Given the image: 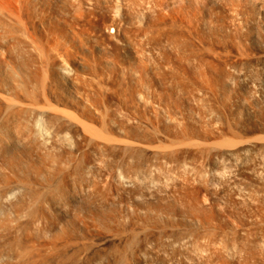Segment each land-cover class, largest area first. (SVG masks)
I'll return each mask as SVG.
<instances>
[{"label":"bare ground","instance_id":"6f19581e","mask_svg":"<svg viewBox=\"0 0 264 264\" xmlns=\"http://www.w3.org/2000/svg\"><path fill=\"white\" fill-rule=\"evenodd\" d=\"M170 1L171 0H168L166 3L165 0H163V1H161V0L160 1L159 0H0V264H126V263L128 264L129 259L125 258V256L127 254H124V253H123L124 256L121 253V255L117 256L116 258H112L113 260L111 258L109 259V257L106 258V256L104 258L105 254L103 256L101 255V257H98L100 259H90L88 256L89 255L88 249H86V251L87 250L88 251L85 253H86V255L88 254L87 256L89 259L87 257L83 258L82 256H79L80 254L78 256H77V254L72 255V256H68L67 255L68 254V247L71 246L70 243H72V242H68L66 239L70 238L73 235H76L75 233H77V235H78V232L81 230L79 228L80 226L77 225L73 220H70V219L67 220V222H65V223H68L70 228H66V227H64V228H66L67 231L68 230L70 231V235H71V232L73 233L71 236L69 234H67L70 237H68L66 235V233L64 234V232L62 230L64 228H61V226H59L61 228L59 230L63 233L62 236H64V235L67 236L66 239H63V237H62V240L65 241V242L61 243V245L63 246V248H62V246L59 244L62 240L59 242L58 239H60V238L57 239V235H56V233H59L60 231L56 232L53 229L55 222L54 221L48 222L49 219H47L46 214L52 213L53 216H56L57 219H59L61 214H63V215L65 214L64 212L69 214L70 211L67 212L65 209H66V207H69V209H70V206H71V209H72V207L76 208V209H80V210L84 211L85 213L86 212L91 213L93 216V211L96 208V206L93 207L96 204L95 202H94V204L92 203L94 200L93 201L91 200V203H89V200H88V202H85L86 200L84 202H81L79 200L81 203H79L78 201H75L77 199H74V196L76 197V195L79 194L78 193L79 191H76V189L73 188L74 180L76 179L77 181L80 180V183L84 182L83 184H85V186L87 188L83 186V189L85 188V190H87V189H89L88 186H90V187L92 186L93 187L92 188L93 193H94V190H95V192L98 193V190H97L98 184H97L96 180H95V182H96L97 186L94 185L95 182H94V179L93 180L91 179V176L89 174L90 172L89 173L86 172L88 168L90 170V166L96 165L95 164L96 162L92 163V160L94 161V159H91V156L94 158L96 157L97 162L98 161L102 162L101 165H103V166H104L103 163H105V165L107 163L109 167L112 166L110 168H113V170L116 169L117 172H119L118 169L121 170L120 178L133 180L135 178H138V176H140L139 174H143L146 179H148L149 177L151 178L152 172H153L152 170H154L152 168L155 167V166H153V160L160 159L161 155L164 152L165 153L167 152L166 155H165V153L163 154L166 157H167V154L170 153L168 155V158L170 159V161H173V160L182 161L181 159L188 157L186 155H189L188 158L190 159V158H192L193 155L195 157V154L196 155H199V154L202 155V152L204 154V150H206L205 154H207L206 153L207 149H204V147L205 146L207 147V144L209 147V143H207V144H204L206 142L203 143V140H204L203 133L202 134L201 133H198V134H192L191 133L192 135H188V133H187L188 131L186 129L184 132H181V133H178L177 132L178 130H177L176 132L178 134L172 135V134H170V130H169L170 128L169 127L167 128V127L163 126V127H161V130H160V126H159V122H158L159 121L158 120V117H159L158 112H159V109L161 107V101H162L161 97L166 96V98H167V95H169L168 98L170 99V102H172V98H170V97H172V96L174 97V95H175V93L173 95L172 92L168 91L170 89L167 90V88H166L167 86H169L170 82L172 81V79H171L172 75H173V77L177 78L176 80L174 78L175 82L177 81V84H178V81H180L179 80L180 77L178 78L177 74L174 76L173 73H175V72L172 73L171 68L172 69L175 68L178 70L181 67V66L179 67V64L181 62L180 63L176 62L178 64V66H177V64L174 62V60H176L175 58H177V57L174 56L172 53H177V51L179 50L180 53L178 52V55H180V57L178 60L180 61V59L182 58V60L187 61L190 58L189 50L191 48V47H189L191 45L190 44L191 39L187 40V42H189L188 43L189 46L187 45V43L184 42V41H186L185 40L186 37L184 38V40L182 39L183 40L182 42L180 41L181 38H183L180 35H182V34L187 35V33H185V32H187L188 30L190 31V29H188V28L190 25L192 26V23H190L189 26L187 23L184 24L185 20H183L185 18L187 21L189 15H190L189 13L191 12V10H188L189 15H187L188 16L187 18L185 16H182L181 11H179L181 13V17H183V19L181 18L182 20H181V24H180V13L179 12H176V13H179V15L174 13L176 15V16L174 15V20L171 18V16H173L171 14L174 12V10H173L174 7L172 8L170 6V4H168V3H170ZM176 1L174 0V3ZM183 1L184 0H182V2ZM188 1H191V0H188ZM172 2H173V0L171 1V4H173ZM179 3H181V1H179ZM184 3H185V1L183 2V4ZM191 3H193V2H191ZM191 3H190V5H191ZM195 3H197V2H195ZM201 4H203V2H201ZM166 5H168L166 8L169 7V9L165 8ZM173 5H175V4H173ZM187 5H189V2L187 3ZM181 6L183 7V5H181ZM181 6H180V8L182 10ZM196 6H199V5L196 4ZM170 7H171V9H170ZM175 7L179 8L178 3H177V6H175ZM183 9H185V6L183 7ZM188 9H190V8H188ZM198 10L195 8L196 12ZM200 10H201V8H200ZM202 10H203V7H202ZM192 14H194V13H192ZM199 14L201 16V13H199ZM177 15L179 16L178 17L179 19L177 18ZM176 18L178 20L177 22H175ZM189 19H190V17H189ZM201 21H203V20L201 19ZM178 22H179V24H178ZM189 22H190V20H189ZM182 24L186 25V27L188 26L186 28V31L184 28L185 26ZM197 24H198V22H197ZM168 25L169 26L175 25L176 27L175 26L173 27L174 31H177V29L175 30V28L181 27L182 30H180V31H182V32L184 31V32L182 33V32H179V30H178L177 34H176V32H173V28L171 29V27H170L171 30L168 29L169 28ZM177 25H180V26L178 27ZM195 25H196V23H195ZM196 26L199 27V25H196ZM196 26H195V31L197 28ZM163 27H165L168 30L166 32V34L162 33V32L166 31L165 28H163ZM193 27H194V25H193ZM193 27H191V31H190L191 33L190 34L188 31L189 35H187V36H188V38H189V36L190 37L192 36L191 38L196 40L198 37L195 39L194 35L200 36V34H199V32H198V34H194V28ZM159 28H161V30ZM181 28H179V29H181ZM192 28H193V31H192ZM162 29H164V30L162 31ZM170 31L173 32V35L174 34L177 35V38L180 36L179 37L180 42L178 41L179 38L175 39L176 38L175 35L173 36L175 38L172 39V36H171L172 33L168 34V32H170ZM197 31H196V33H197ZM200 31H201V29H200ZM155 32H158V35L160 34L159 37L162 36L161 33L163 35H166V36L168 34V38H169V36H171L170 38L172 40H170V38H169V39H167V41L168 40L173 41L174 39L176 40V41H173L174 43L169 42V41L167 42V43H169L170 47H171V45L173 47V44H174V48H172V49H175L176 52L174 50L169 51L168 49L170 47L169 48L166 47V50H168L169 53L172 52L171 55H173V59H172V56L167 53L168 51H166L164 48H163V50L167 54H165V57L164 56L162 57L163 60L160 59L161 58L160 56H159L160 58L158 59V56H157V55H160V53L157 54L160 51V49L158 50L156 48L157 50L154 51V48H153V50H152V48H150L154 52L157 51V53H155L156 59L153 58L152 55L154 53H150L151 50L149 51V49H147L146 46H148V45L156 46L158 43L159 46H157V47L160 48L161 46L163 47V44L166 42L165 39H162L164 36L160 37L162 40H164V43H163V41L161 39H159V37L155 36L157 34ZM188 38H186V39H188ZM201 40H199L198 42H200ZM160 41H162V43H163L161 46H160V43H161ZM177 41H178V43H175ZM194 42H197V40ZM194 42H191V43H194ZM171 43H173V44H171ZM184 44H186L188 46L187 48H189V50L186 48V46ZM197 44L198 43H196V45ZM200 44H199V48L197 49V52H198V50L203 51V50H200V47H201V49H203L204 46L200 45ZM166 45H168V44H166ZM194 46H195V44H194ZM162 47H161V49H162ZM175 47H178V50ZM163 50H161V51L163 52ZM207 51H208V49H207ZM162 54L163 53H161V55ZM175 55H177V54H175ZM201 55L202 54H200V56ZM178 60H176V61H178ZM200 60H197V61H200ZM200 64H201V67H203L202 62ZM197 65H199V64L197 63ZM198 67H200V66H198ZM180 70L181 69H179V72H180ZM212 70H213V68H212ZM169 72L172 74L170 75ZM188 72H189V74H191L190 70ZM158 74L159 75L161 74L162 76H164V78L162 79L161 78L162 76H158ZM189 74H187V75L185 74V76L189 77ZM192 76L193 75L191 74L189 78L191 79ZM187 77H186V79H183L185 81L181 80V82L183 81L182 83H184L187 80V83H188L190 80H188ZM165 78L171 79V81L166 79V82L168 81L167 83H169L168 85H167V83H166V85L164 84ZM161 79H162V81L163 80L164 81L162 82ZM174 80H173L171 85H174L173 84V83H175ZM187 83L183 84V86H185L186 88H187L186 85H188ZM199 84L200 83H198V86H199ZM180 85L182 86V84H180ZM202 85H203V83L200 86H202ZM183 86L181 89L178 86L179 87L178 89H180V90L184 89ZM174 87H175V85H174ZM168 88H171V90L173 91L172 86H169ZM187 89H185V91L188 93ZM178 91H177V95L180 93L183 94V90L180 93ZM185 91H184V93H185ZM168 92L170 94L172 93V96H170V94H168ZM187 93H186V95H189V93L188 94ZM158 94H160V95H158ZM186 95H185V97H187ZM180 96H181V94H180ZM189 96L187 97L188 103L190 100ZM182 97H183V95H182ZM202 99H203V97H202ZM200 102H203V101H200ZM172 103H174V102H172ZM183 103L184 102L182 101L180 104L184 105ZM185 104H186V102H185ZM167 108L169 109V105L167 106ZM170 108H173V107L171 106ZM178 108H179V106H178ZM172 110H168V112H166L168 114L166 116L168 117V120L170 121V122L167 121V122H169L168 125H170V123L173 124L175 122V120H178V118H176L177 115H175L177 113H175ZM183 111H184V108H183ZM162 112H164V109ZM180 112H181V110H180ZM166 113L164 112V114H166ZM159 114H160V112H159ZM162 114H160V115H162ZM178 114H180V113H178ZM189 116H188V118L191 117V116L190 117ZM200 117H201V115L197 118H200ZM181 118H183L182 115H181ZM181 118H180L179 124L182 121ZM200 119H202V117ZM200 119H199V122H200ZM202 120H201V122H202ZM184 122L182 121L181 124H183ZM165 124H166V122H165ZM176 124H177V122H176ZM179 124H177L178 127H179ZM188 125H190V124H188ZM201 125H200V127H201ZM209 125H210V123H209ZM165 126H167V125H165ZM181 126L182 125H180V127ZM184 126H182V127L185 128ZM175 129H176V127H175ZM198 132H199V130H198ZM207 138L209 139V137H207ZM218 138H219V136H218ZM233 138H235V137H233ZM168 140H170L172 142L171 145H174L175 147H177L176 149L175 148L174 149L175 150L178 149L177 150L178 152L174 151V149L170 146V144H168L167 146H164V147L162 146L163 142L164 141L166 142ZM214 140H217V139H214ZM205 141H208V140L205 138ZM209 141H210V139H209ZM223 141L225 142V140H223ZM215 142H214V144H216ZM238 142L239 141H237L236 144ZM233 143H235V142L233 141ZM166 144H167V142H166ZM203 144H204V147H203ZM229 144H228V146H229ZM232 144H231V147H232ZM242 144H244V143H242ZM221 145H222V143H221ZM42 146L43 147L49 146L50 148H44V149H47L48 151L51 149H53V150L56 149L59 151L65 149V152H63L64 151L63 150L62 151L63 153L62 152L58 153V155L54 156V158H53V156H52V158L49 157L50 159H53V162L50 163V165L53 163L52 164L53 166H51V168L53 167V169H51L48 166L49 164H47V163L46 164L51 169L50 170L51 172H48L51 175L55 172L56 176L57 175L59 176L62 174V173L60 174L61 169H63V171L65 170L64 168H67L68 171L71 169V171H69L71 173L68 175V178L70 180L60 182V179H62V178L68 179L67 178L68 172L66 170L64 172L61 171L63 173L66 172V174H63V175H65L64 177H63V175H62V178H61V176L60 177L57 176L58 177L57 179L59 182L56 181L57 179L55 180V178H51V177L50 178L52 180L54 179L56 181L55 183H54V180L52 182L46 181L45 177H47V176H44L45 175L44 173L42 175L41 172L43 170L49 171V168H47V166H44L45 161H46L45 158H47V157L43 156L44 160H45L43 163V161L41 160L42 157L38 153L40 151L38 150V152H37V149L43 148ZM159 146L160 147L162 146L161 148H163L164 150L163 149H162V151H161V149L158 150ZM210 146H211V144H210ZM167 147H171L172 149L171 148L168 149ZM213 147L214 146H212V148ZM231 147L229 146V148H231ZM201 148L204 150H201ZM234 148H237V146H235ZM66 149H68L67 154H66ZM199 149L201 150V153H198V152H200ZM47 150H43V151L47 152ZM191 150H198V152L197 151L192 152ZM229 150H227V151H229ZM171 151H172V153H171ZM212 151H210V152L208 151V154L211 153ZM215 151H217V150L215 149ZM215 151L212 152L215 156L207 154L209 156V159H211L212 157L213 158L217 157L216 155H218V154L214 153ZM27 152H28V154H27ZM34 152H37V154L39 156H37V154H35ZM159 152L160 153L163 152V153L161 155H159ZM191 152H192V154L193 153H195V154L190 156ZM220 152H219V154H220ZM41 153H42V151H41ZM51 153L52 152H50V154ZM77 153H79V157H77V158L80 159V163L76 162L75 157H73V158H75L74 159L75 161L73 160V158L71 159V157H70V156H74V154H77ZM80 153L82 154L81 156H80ZM229 153H230V151H229ZM229 153H227V154H229ZM68 154H70V156H68ZM29 155H31V157L34 155L37 158V159H34L35 162L41 163V166L43 168L46 167L47 169L44 168L41 171L40 166L37 165L33 161L35 164H34V167H32L33 169L31 170L30 167L33 165L31 164V166H29V163H28V160L30 157ZM163 155L161 158H166ZM86 156H88L89 160L91 159V161H89ZM219 156H222V155H219ZM223 156H225V155H223ZM229 156H231V154ZM82 157L84 158V161L81 163ZM156 157H159V158H156ZM196 157H198V156H196ZM96 158H95V161H96ZM188 158H185V160H183V162H185ZM198 158H197L198 160L203 159V158L200 159V157H198ZM31 159L32 158H30V160ZM78 159H77V161H79ZM205 161L209 162V161H207V159ZM200 163H201V161H200ZM203 163H204V161H203ZM201 165L203 166V164H201ZM60 166L61 167L65 166V167L60 168ZM97 167L99 169V166H96L95 169H97ZM105 167L109 168V167H107V165ZM110 168H109V170H110ZM192 168H193V166H192ZM103 169H104V167H102V169H99L97 171L95 170V171H96V173H98V171H100V170H102V172H103ZM201 169H203V167L200 168L198 166L197 170L200 171ZM199 171L195 170V172H199ZM93 172H94V170H93ZM91 173H92V171H91ZM100 174H101V172H100ZM199 174H201V173H199ZM95 175L96 174H94V175L92 174V176H95ZM56 176L52 175V177H56ZM103 176H105V175L101 174L99 177L101 178ZM112 176H113V174H112ZM140 177H143V176H140ZM104 178L105 177H103V179ZM152 178H153V176H152ZM47 179H48V177H47ZM51 179H49V180H51ZM103 179L101 178V181H103ZM141 179L145 181V179H143V178H141ZM76 180H75V182H76ZM92 181L94 183H92ZM136 181H138V179ZM136 181H135V183H136ZM57 182H58V184H56ZM104 182H101V183L103 184ZM53 183L55 186H53ZM77 183H79V182H76V185H78V186L83 185V184H80V183L77 184ZM142 183H143V181H142ZM144 184L146 185V183H144ZM148 185H149V181L147 182V186ZM150 185H151V183H150ZM101 187H103V186H101ZM72 188H73V190H72ZM81 189L82 188H80L78 190H81ZM71 190L75 191L77 194L76 195L73 194L74 196L71 195L72 194ZM181 190H185V189H181ZM90 191H91V189H90ZM92 191H91V194H92ZM82 193L83 192L81 190V194ZM84 193H86V192H84ZM117 195H118V193H117ZM118 196H121V195H118ZM83 197H84V195H83ZM83 197H82V200H83ZM91 198L93 199V197H91ZM163 198H165V197H163ZM59 199H62L65 203L64 202H62L64 204L59 203V202H61V200H59ZM99 200H100V198H99ZM103 200H109V199L103 198L101 201L103 202ZM127 202H129V201H127ZM105 203H106V201H105ZM204 203H205V201H204ZM103 204H104V202H103ZM202 206H203V204H202ZM132 207L130 209H132ZM154 208H155V206H154ZM76 209H74V210L76 211ZM148 209H146V210L149 212L150 210H148ZM184 209H185V207H184ZM151 210H152V208H151ZM195 210H197V209H195ZM156 211L157 210L153 211V214H151V212L147 213V215L148 214L154 215V213L156 215L157 214ZM161 211H163V210H161ZM200 211H201V214H203L202 213L203 209L202 210L199 209V213H200ZM133 213H135V212H133ZM158 213H160V212H158ZM52 214H51V217H53ZM67 214H65V215L67 216ZM165 214L166 213H163V217L167 216ZM185 214H187V213H185ZM191 214L188 213V215H191ZM160 215H161V213H160ZM66 216H64L63 218H65ZM105 216H107V215H105ZM154 216H152L153 220H154ZM192 216H193V214L191 215V217ZM195 216H193V217H195ZM170 217H172V216H170ZM186 217H187V215H186ZM198 217H199V214H198L197 218ZM250 217H252V215ZM54 218L55 217H53V219ZM63 218H61L60 220H62ZM67 218H65V219H67ZM88 218L91 219L90 217H88ZM88 218H86V219H88ZM187 218H189V217H187ZM74 219L77 220L76 218H74ZM116 219H118V218H116ZM119 219H120V217H119ZM144 219L146 220V217L143 218V220ZM157 219H160V216ZM189 219H191V218H189ZM260 219H261V217H260ZM32 220H34V221L36 220V222L38 221L39 224L41 225V227H38L37 233L34 232L37 229H35V230L33 228L31 229V230H34L33 234L36 233V235H34V236H38V238L33 237V234L31 232L29 233V231H31L29 229L31 228V226L33 227L32 224L35 223ZM171 220H172V222L174 221L173 218L172 219L170 218V221ZM191 220L193 222L195 219L194 220L191 219ZM196 220H199V219H196ZM154 221H153V224H154ZM167 221H166V224L169 222V221L168 222ZM200 221H201V218L199 220V223H200ZM202 221H201V223H202ZM47 222L50 224L54 223L53 225L51 224L53 226V228L48 227L47 225H49V224H47ZM119 222H116V223H119ZM141 222H143V221H141ZM172 222H169V223H172ZM174 222L176 223L178 221L176 220ZM189 222H190V220H189ZM192 222H190V223H192ZM30 223H31V226H30ZM110 223H111V221H110ZM110 223H109V226L111 225ZM116 223H115V219H114V225ZM150 223H151V221H150ZM150 223L148 220L147 227L152 228L149 231L154 232V230H156L155 234L157 236H158V234H157L158 230L157 229H159V231L162 232V234H161V232L159 233L158 238L160 239V236L162 237V235H164V233H165V231L163 233L162 229L160 230V228L165 227L164 222H163V225H160L163 227L159 226L160 227L159 228L157 226L156 229H155L156 225L154 224L155 226L153 227L152 223H151V225H150L151 227H150L149 226ZM169 223L165 229L169 228L168 229L169 231L167 230L166 232H169V234H172V233H170V228L173 226V224L175 226V223H173L171 225ZM184 223H182V224H184ZM260 223H262V222L260 221ZM36 224L37 223H35V225ZM39 224H38V226H39ZM83 224L81 226L82 228L85 225V224L84 225ZM86 224H87V226H89V228L90 227L92 228V226H93V225L90 226V224L88 225V223H86ZM122 224L123 223H121L122 228H119V230L120 229L123 230L125 227L124 225H126V224H124V225H122ZM139 224H140V222H139ZM159 224H162V221H161V223H158L157 225H159ZM182 224H181V226H182ZM196 224H197V222H196ZM57 225H58V223H57ZM68 225H67V227H69ZM102 225L100 227H102ZM263 225H264V223H263ZM29 226H30V228H29ZM95 226H96V224H95ZM104 226H103V229L104 228L105 229L103 231L104 232L103 234H105V231L107 228V226H105V227ZM174 226L171 228V230L174 229ZM176 226H177V223H176ZM254 226H255V224H254ZM100 227H98V228H100ZM136 227H137V225H136ZM177 227L180 228V225ZM185 227H183V228H185ZM132 228L130 227L129 229H132ZM146 228H142V229L146 230ZM153 228H154V230H153ZM84 229H85V227L82 229L83 232H84ZM95 229H92V231ZM135 229L136 228H134L133 231L132 230H130V231H132L133 233L136 234L135 231H137V230H135ZM139 229H141V227ZM186 229H187V227H186ZM99 230H98V232H99ZM175 230H177V228ZM175 230H174V232L172 231L175 234H178L180 232V234L178 236H176L175 239L177 237L178 238L181 237L184 233L187 234L189 231L193 233L192 228H191V230L189 228V230H187L188 232H186L185 229L182 231H180V229H179L178 233H176ZM195 230L196 229H194V231ZM67 231L65 230V232H67ZM200 231H201V229H200ZM39 232L41 234L42 233H48L51 236L53 235V237L56 236V238L54 237V239L58 240V241H55L56 243L48 242L47 237H46L47 243H51V244L54 243L53 245L57 244V246H59V245L60 246L57 248V246L56 247L53 245L50 246L51 244H49L48 249H50V248H53V249H52V251H51V249H50V251L47 249L49 251L48 252L45 249V247L47 248V246H46L47 244L45 242H44L45 244H43V241H45V240H43L42 242L40 240H39L40 242L32 240L33 238H35V240L36 239L38 240L39 238L42 239L43 237H45V236L39 237L41 235ZM107 232H108L107 236H109L110 231L107 230ZM113 232L114 231L111 230V233H113ZM115 232H117V230H115ZM119 232L122 233L123 231H119ZM129 232H127V233L125 232L124 235L122 233L123 236L120 235L121 233H117V235L119 234L118 236L119 237L121 236L120 239H122L124 236H126L125 234H129ZM143 232H144V230H143ZM143 232L141 235H143ZM146 232L148 233V230L144 232L145 233L144 235L150 236V233L147 234ZM198 232H199V230H198ZM62 233H60V236ZM95 233L97 234V232H95ZM29 234H32V236H31L32 238L30 237ZM90 234H91V232H90ZM96 234H94V235L96 236ZM130 234H131V232H130ZM155 234H153V236H156ZM185 234H184V237H181V238H185L186 237ZM215 234H217V233H215ZM81 235L85 236L86 232L82 233ZM166 235H168V233H166L164 236H166ZM172 235H169V236L172 237ZM118 236L116 237V235H113V237L118 238L117 240L120 242V239ZM173 236H175V235H173ZM187 236H189V235H187ZM198 236H197V239H198ZM58 237H59V234H58ZM113 237L111 236V238H113ZM163 237L161 239V242L163 240ZM171 237L170 238L167 237L168 238L167 240H166V237H164V240L167 242V244H168V242L170 243V241L172 243L173 240H170ZM134 238L132 241L133 243H135L134 240H136L137 236H134ZM158 238L154 237V239L156 241L155 242L153 240V237L151 238L152 240L150 239V237H148V239L150 241H152L153 243L155 242L154 243L155 245H151V246H156V244H157V246H159L160 240ZM181 238L178 239L179 243H180L179 240H181ZM70 239H68V240H70ZM156 239H158V242ZM188 239L186 238L185 240L189 241L187 243L189 245V243L191 241H190V238H188ZM247 239H248V236H247ZM74 240H75V236H74ZM91 240H93V239H91ZM140 240H142V239L137 238V241H139V243H140ZM149 240H147V241L149 242ZM238 240H239V242L242 241L241 236H239L237 238L236 243H238ZM248 240L251 241L252 239H248ZM51 241H54V240L52 239ZM137 241L135 244L138 246L137 247V250H138L140 247H142L143 244L141 243L142 245H140V247H139V243ZM181 241H182L181 243L185 242L184 239H182ZM175 242H177V240H175ZM175 242L173 241V243L177 246V243H175ZM243 242H244V240H243ZM245 242H244V244H245ZM74 243H72V244L74 245ZM147 243H144V248H146L145 246H147L146 245ZM171 243L169 245H171ZM248 243L250 244V242L247 241V244ZM254 243H255V240H254ZM135 244H133V250L131 249L132 245L131 246L129 245L130 250H132V251L136 250L134 247ZM150 244L148 246H150ZM167 244H166V247L169 246V245L167 246ZM174 244L171 246L174 247L175 246ZM184 244H185V249H187L186 243H184ZM161 245H162V243H161ZM180 245H182V244H180ZM180 245L177 246V248L179 247V249L177 250L178 251L177 257H180V255H183V254H184V256H182V257H186L187 255H190L191 252L189 253L184 248H183V250H181L182 249L181 247H184V246H180ZM159 247H161V246H159ZM162 247H165V243H164V246H162ZM162 247H161V249H163ZM166 247H165V250L163 249V251H160V248H158V247L157 248L159 249L158 251L164 253L165 251L167 252ZM129 248L127 251L124 250L125 253L129 252ZM142 248H140V249L144 250ZM147 248L150 249V247H147ZM147 248H146V250H147ZM140 249H139V252H140ZM149 249H148V251H149ZM169 249H168V252H169ZM199 249H201V248H199ZM218 249H220V248H218ZM146 250L143 251V254L146 252V256H147ZM155 250H157V249H155ZM172 250H174L176 252V250L174 248L171 249L170 251L172 252ZM46 251H47V253H46ZM132 251H131V253L129 252L130 256L131 255L134 256L133 253L134 254L136 252L139 253L138 251H136V252H132ZM150 251H151V249H150ZM158 251H156V252H158ZM181 251H182V253L184 251V253L182 254ZM186 251L188 252L187 254L185 253ZM199 251L201 252V250H199ZM199 251H198V253L197 252L195 253L196 256H198L197 254L200 253ZM211 251H213V250H211ZM175 252H173L170 255H173ZM179 252H180V254H178ZM202 252H203V250H202ZM248 252H249V250H248ZM43 253L44 254L46 253L47 255H44ZM48 253H50V254H48ZM77 253H78V251H77ZM83 253H84V251H83ZM85 253H84V256H85ZM137 253L135 254L137 257L134 256L135 258H138L142 252H140L138 255H137ZM154 253H152V251H151V253H149L150 254V255H148L149 261L153 262L156 260L155 262H157L160 260V263L162 261L165 262V259L161 258L162 256H159L160 259L158 258V255L160 253H158V255L155 253V255H156L155 257L157 259H155V257H153V259L150 260L151 254H154ZM203 253H202V255H203ZM71 254L69 253V255H71ZM221 254H223V253H221ZM202 255H201V257H202ZM152 256H154V255H152ZM196 256H195V259H196ZM91 257H93V256H91ZM141 257H140V259H137V261L140 262ZM172 257H173L172 259H174V257H176V256L174 255ZM191 257L192 256H189L190 259H191ZM215 257H217V256H215ZM94 258H95V256H94ZM128 258H131V257L128 256ZM208 258H210V257H208ZM218 258H216V259H218ZM220 258H221V256H220ZM132 259L130 260L129 263H131ZM183 259L184 258H182V260L181 259L180 260L183 262ZM192 259L195 261L194 258H192ZM198 259H199V257H198ZM200 259H202V258H200ZM125 260H128V261L126 262ZM143 260H145V258ZM186 260H185V262H186ZM203 260H201V262ZM137 261L136 262L134 261L135 264H137V263L141 264L142 263V262L139 263ZM149 261H147V264ZM181 261H178V263L179 262L181 263ZM187 261H189V260H187ZM205 261H206V259H205ZM143 262H145V261H143ZM185 262H184V264H185ZM196 262H197V260H196ZM198 262L197 263L194 262V263L198 264ZM201 262H200V264H201ZM191 263H192V261H191ZM222 263H223V261H222ZM150 264H154V262L153 263L150 262ZM162 264H164V263H162ZM176 264H177V262H176Z\"/></svg>","mask_w":264,"mask_h":264},{"label":"rangeland","instance_id":"374dc122","mask_svg":"<svg viewBox=\"0 0 264 264\" xmlns=\"http://www.w3.org/2000/svg\"><path fill=\"white\" fill-rule=\"evenodd\" d=\"M161 1H163V0H161ZM167 1L168 0H165L166 3H167ZM171 1H170V3H168V4H170V6L172 8L174 7V9H173L174 12L173 13L171 12L172 13L171 15H173V16H171V18L174 20V15L175 14L179 15V13H180L179 11H181L182 16H185L186 18L188 17L187 15L190 14L189 15L190 19H189V17L187 19L188 22L190 20V22L188 23L185 18L183 19V17H181V13H180V24H181V20L182 19L185 20L184 24L187 23L188 26H189L190 23H192V26L190 25L188 29H190V31H191V27H193V25H194V27H193L194 28V34H198V32H199L200 36H196V35H194L192 33L195 36V37L193 36L195 39L198 37L196 39L197 42H194L196 40L192 39L191 38L192 36L191 37L189 36V38H188L187 35H189L191 33L188 30L189 34H188V31H187V32H185V33H187V35L185 33H184L185 35H183V34L180 35V36L183 37L180 40V38H179L180 36L178 37L179 39L177 38V35H175V34L174 35H175L176 38L173 37L174 36L173 32H176V34H177L178 30H179V32H182V31H180V30H182V28L179 27L180 25H177V26L179 28H181V29L175 28V30L177 29V31H174L173 27L175 25L174 26H171V25L169 26L168 25L169 26V28H168L169 30H171L173 28V32H171V31L168 32V34L172 33L171 34L172 39L175 38V39H178V41L180 40L182 42L184 40V38L186 37L188 39L185 38L186 41H184V42L187 43V45L189 43V42H187V40H190V39L192 40V41L190 40V44L191 45L190 46L188 45L189 47H191L190 50H189V48H187L188 46L186 44H184L186 46V48L189 50V52H190V58L187 61L186 60H182V58L180 59V61L178 60L179 57H180V55H178V52H179L178 47H175L178 50L177 53H172V52L169 53V51H172V50H174L176 52L175 49H172V48H174V44H173L174 42L173 41H176V40L174 39L173 41H170L172 39L170 38L171 36H169L170 40H168V41L169 42H173V43H171V44H173V47H172V45L170 47L169 43H167L168 42L167 39H169L168 38V34H167V36L162 34V33L166 34V32L168 31L165 27H163V28H165L166 31L161 33V35L164 36L162 39L166 40L165 43H164V40H162L160 38L162 36L159 37L160 34L158 35V32H155V33H157L155 36L159 37V39H161L165 45L166 44H168V45L165 46L162 43V41H160L161 42L160 46L163 44V47L161 46L162 49H161V47L160 48L157 47V46H159L158 43H157L156 46L152 45L153 47L150 46V45L146 46L147 49H149V51L151 50L150 48H152V50L154 48V51L157 50V49L158 50L160 49V51L158 53H157V51L154 52V51L151 50L150 53H154L153 55L151 54L154 59H156L155 53H157V54L160 53V55H157V56H158V59L161 57L160 59H162V60H163L162 57L163 56L165 57V54H167V53L170 54V55L172 53L174 56L177 57L175 59L178 60L179 62L176 61V60H174V62L175 63L176 62L177 63L181 62L179 64V67L180 66L181 67L180 68L178 67L181 70L179 72V69L177 70V69L174 68L175 69L174 70V69L171 68V71H172V73L175 72V73H173L174 76L177 74L178 78L180 77L179 78L180 81H178V84L180 83L183 86V84L187 83V80L184 83H182V82L185 81L183 79H186L187 76H185V74L186 75L189 74V72H188L189 70L191 71V74L193 75L191 77V79L189 78L191 74H189V77H187V79L190 80V81L187 83L188 85H186L188 89L185 86H183L184 87V89H182L183 90V94L180 93V92H182V90H180L182 88V86L180 84L178 85L177 81L175 82V80L177 79L176 77H173V75H172V78H171L169 76L172 79V81H171V79L165 78V83H164L165 85L168 82V81L166 82V79L171 81L170 84L167 83V85L169 84V86H172V89H173L174 92L171 90V88H168L169 86H167V87L165 86V87L167 88V90L170 89L168 91L172 92L173 95L175 93V95L173 97L172 93L170 94L168 92V94H170V96H172L170 98H172V102H174V103L170 102V99L168 98L169 95H167V98H166V96H164V97L162 96L163 98L161 97L162 101H161V107L159 109V112H160V114H162V113L164 114V112L166 113V112H168V110H172L173 109L172 111L177 113L175 115H177L176 118H178V120H175V122L173 124L170 123V125H168V123L170 122L168 120V117L166 116L168 114L167 113L164 114V115L162 114L164 116L163 117L158 112V116H159L158 117V120H159L158 122H159L160 130H161V127L164 126V127H167V128L169 127L170 128L169 129L170 130V134H172V135L184 132L186 129L188 131V132L186 131L188 133V135L198 134V133L202 134L203 133V136H204L203 143L204 142H206L204 144L209 143V147H208V144H207V147L205 146L206 148L204 147V144H203L204 149H207L206 153L208 154V151L209 152L212 151V150L215 151V149H216L217 151H215L214 153L218 154V155H216L218 158L217 157H214V158L212 157L211 159H209L208 155H212L213 156L214 155L212 153L213 151L207 155V154H205L206 150H204L202 148H201V150H204V154L202 152V155L199 154L200 155L199 156V155H196L195 153H193V154H195V157L198 156V157H200V159L203 158L202 160H198L199 158L198 157L195 158L194 155L192 154L193 151H197L198 152V150H191L192 152L190 153V156L193 155L192 156L193 159L192 158L189 159L188 158L189 155H186L188 157H185V158H188V159L185 162H183V160H185V158L181 159L182 161H175V160L170 161V159L168 158V155L170 154L169 152H168L169 154H167V157L165 156L167 152L166 153L164 152L165 155H163L164 154L163 152H161V153L159 152V155H161L163 153L162 155L165 156L166 158H161L162 155H161V157L158 155L160 157V159L153 160V166L156 167V168L155 167L152 168V169H154V170H152L153 171L152 172L153 178L151 176V178L149 177L148 179H146L143 174H139L140 176H143V177L138 176V178H135L136 180L138 179V181H136L135 179L132 180V179H122V178H120L121 170L118 169L119 172H117L116 169L113 170V168H110L112 166L109 167L108 164L106 163L107 167L110 168V170H109V168L105 167L106 166L105 163H103L104 164V166H103V165H101L102 162H100V161L97 162V158L96 157H95L96 158V161H95V158L91 156V159H94V161L92 160V163L96 162L95 163L96 165L94 164L95 166H90V170L92 171V173L89 170V168L87 169L86 172L87 173L90 172L89 174L91 176V179L92 180L94 179V182L96 180V182L98 184V189H97L98 193L95 192V190H94L95 194L93 193V191H92L93 187L92 186L91 187L88 186L89 189H87V190H85V188L83 189V186L86 187L85 184H83L84 182L80 183V180L77 181L75 179L76 182H79L80 184H83V185H79L80 186L79 187L78 185H76V182L74 180L73 188H75L76 191H79L78 193L80 195L77 194L75 191H72L73 188L71 190V193H72L71 195H73V194L76 195L77 194L76 197L74 195L73 196H74V199H77L75 201H78L79 203L84 202L85 200H86L85 202H88V200H89V203H91V200L92 201L94 200L92 203L93 204H94V202L96 203L93 206V207L96 206V208L93 211V216H92L91 213H87V212L85 213L84 211H82L80 209H76V208H73V207L71 209V206H70V209H69V207H66L65 210L67 212L70 211L69 214L71 216L69 214H67L66 212H64L65 214H67V216L65 214L64 215L61 214L59 219H57V217L53 216V214L51 213L52 216L55 217L53 219V217H51V214L47 213L46 217H47V219H49L48 222L49 221L50 222L51 221L55 222L54 228L52 226L54 223H51L52 224L51 225L50 223L47 222V224H49L47 226L53 228L56 232H59L60 231L59 229H61V228H64V227L70 228L68 223H65L69 219L73 220L77 225L80 226L79 227L81 229L79 231L80 233L78 232V235H77V233H75L77 236L76 235L71 236L73 233L71 232V235H70V231L69 230L67 231L66 228L62 229L64 234L66 233V235L69 234L71 236L70 237L69 235H67L71 239L67 238V236H65V235L62 236L63 233L61 231L59 233H56L57 239L60 238V239H58L59 242L62 240V237H63V239L67 238L66 240L68 242H72V243L75 242L74 245L72 243H70L71 246H69L70 248L68 247V254H67L68 256H72V255H76V254L78 256L80 254L79 256H82L83 258H85V257L88 258V256H89L90 259H100L98 257H101V255L103 256L105 254L104 258L106 256V258L109 257V259L110 258L112 259V258H116L117 256L121 255V253H122L123 256H124V254H127L125 256V258L129 259V262H130V260L134 256L137 257L135 255L137 253L136 251L139 252V249L142 248V247H143L142 249H144V250H146L147 247H150L152 253L155 252L157 255H158V253H160L158 255L159 259H160L159 256H162L161 258L165 259V262L162 261L161 263H160V260L157 261V262H155L156 261L155 260V261H153L154 264L155 263L156 264H162V263H164V264H173V263L176 264V262H177V264H182V263L184 264V262H185V260L187 258H188L187 260H189V261L186 260L185 264H187L188 262L190 264H195L198 261H199L198 264H200L201 260H203V259H204L202 261L203 263L201 262V264H223V263L224 264H227V263L228 264H259V263L260 264H264V225H263V223H264V17H263L264 16V0H197V1L196 0H193V1L192 0L191 1L184 0L185 1L184 4H183L184 1L182 2V0H177V1L175 0L176 1L175 3H174V0H173L172 3L175 4V5L171 4ZM179 1H181L182 4L179 3ZM187 1L189 2V5H187V3H188ZM191 2H193V3H191ZM195 2H197V3H195ZM201 2H203V4H201ZM177 3H178L179 8L175 7V6H177ZM190 3H191V5H190ZM196 4L199 5V6H196ZM181 5H183V7L185 6V9H183V7ZM167 6L168 5H166L165 8ZM180 6L182 7V10H181ZM171 7H170V9H171ZM202 7H203V10H202ZM188 8H190V9H188ZM195 8L197 10L198 9L199 10L196 12ZM200 8H201V10H200ZM166 9H169V7L166 8ZM188 10H191V12L194 13L195 15L192 14L191 12L189 13ZM176 12H179V13H176ZM199 13H201V16H200ZM178 15H177V18L179 17ZM177 18L175 19V22L178 21ZM201 19L203 21H201ZM194 22L196 23V25H199V27L196 26ZM197 22H198V24H197ZM178 24H179V22H178ZM184 24H182V25H184ZM184 26L183 27L185 28V31H186V28L188 26L187 27H186V25H184ZM195 26L198 28V29L196 28V31L198 30L197 33L195 31ZM170 27H171V29H170ZM193 28H192V31H193ZM199 28L201 29V31H200ZM159 29L161 30V28H159ZM163 30L164 29H162V31ZM199 40H201V41L198 42ZM178 41L175 42V43H178ZM191 42H194V43H191ZM196 43H198V44L196 45ZM194 44H195V46H194ZM199 44L203 45L204 47L202 46L203 49H201V47H200V50H203V51H199L198 50V52H197V49L199 48ZM166 47L167 48L170 47L168 49L169 51L166 50ZM163 48L166 51H168V52L165 53ZM207 49H208V51H207ZM161 50H163V52ZM161 53H163V54L161 55ZM175 54H177V55H175ZM200 54H202L203 56L202 55L200 56ZM173 55H171L172 59H173ZM197 60H200V61H197ZM201 62H202V66L203 67H201V64H200ZM197 63L199 65H197ZM177 66H178V64H177ZM198 66H200V67H198ZM212 68H213V70H212ZM172 73H170V75ZM158 76H162V75L158 74ZM161 78L163 79L164 76H162ZM174 78H175V80H174ZM162 79H161V81H162ZM173 80L177 84L176 85L175 83H173L175 85V87H174V85H171ZM181 80H183V81L181 82ZM198 83H200L199 86L203 83V85H202L203 87L202 86L199 87ZM178 86L180 87V89H178L179 88ZM185 89H187V91H188V93H189V95L191 97L189 95H186L187 92L185 91ZM177 91L181 94V96H180V94L177 95ZM184 91H185V93H184ZM184 94L187 97L189 96V99H190L189 103H188V98L185 97ZM158 95H160V94H158ZM182 95H183V97H182ZM202 97H203V99H202ZM164 100L165 101L167 100V101L165 102ZM199 100L203 101V102H200ZM180 101L181 102L183 101L184 102L183 104L186 107L184 105L180 104L181 103ZM185 102H186V104H185ZM168 105H169V109L167 108ZM171 106L173 108H170ZM178 106H179V108H178ZM183 108H184V111H183ZM163 109H164V112H162ZM180 110H181V112H180ZM178 113H180V114H178ZM181 115H182V117L184 119L181 118ZM200 115H201L203 120L200 119L201 117L197 118ZM188 116L190 118H188ZM180 118L182 119L183 122L185 121L183 124H181L182 121L179 124ZM199 119H200V122H199ZM201 120H202V122H201ZM167 121H169V122H167ZM165 122H166V124H165ZM176 122H177V124H179V127H180V125L184 126L186 124L184 126L185 128H183L182 126L179 128L177 126ZM209 123H210V125H209ZM188 124H190V125H188ZM165 125H167V126H165ZM200 125H201V127H200ZM175 127H176V129H175ZM198 130H199V132H198ZM218 136H219V138H218ZM207 137H209L210 141H209V139ZM233 137H235V138H233ZM205 138L208 141H205ZM214 139H217V140H214ZM223 140H225V142ZM169 141L170 140L166 141L167 144L164 141L162 146L164 147V146H167L168 144H170V146L173 149L174 148L176 149L177 147H175L174 145H171L172 142L171 141L169 142ZM213 141L214 142L216 141L215 142L216 144H214ZM233 141L235 143H233ZM237 141H239V142L236 144ZM221 143H222V145H221ZM242 143H244V144H242ZM210 144H211V146H210ZM228 144H229L230 147H231V144H232V147L229 148ZM212 146H214V147L212 148ZM235 146H237V148H234ZM161 147L159 146L158 150L161 149V151H162L163 148H161ZM171 147H167V148L169 149ZM44 148H50V147L49 146L48 147L45 146L43 148L37 149V152H38V150L40 151L38 153L42 157L41 160L43 161V163L45 161L44 157H47V158H45L46 161H45V165L44 166H47V164H49L48 166L50 168H51V166H53L52 165L53 163L50 165V163L53 162V159H50V158H52V156L54 158V156L58 155V153L62 152L63 150H64L63 152H65V149H63L61 151L56 150V149H54V150L51 149L52 151L51 150L48 151L47 149H44ZM42 149L43 150H47V152L43 151ZM175 149H174V151L178 150V149L177 150H175ZM67 150L68 149H66V154H67ZM201 150L198 153H201ZM227 150H229L230 153ZM41 151H42V153H41ZM172 151H171V153H172ZM218 151L220 152V154H219ZM37 152H34V153L37 154ZM50 152H52V153L50 154ZM227 153H229V154H227ZM27 154H28V152H27ZM230 154H231V156H229ZM39 155L37 154V156H39ZM81 155L82 154L80 153V156ZM219 155H222V156L225 155V156H223L224 157L223 158L222 156H219ZM29 156L30 157H29L28 163H29V166H31V164L33 165V166L30 167L31 170H32L33 169L32 167H34V164L36 163L34 159H37V158L34 155L32 157H31V155H29ZM68 156H70V154H68ZM88 156H86V157L88 158ZM70 157H71V159L73 157H75L76 159L73 158V160L75 159L76 162L80 163V159L77 158V157H79V153L74 154V156H70ZM159 157H156V158H159ZM30 158H32L33 160L32 159L30 160ZM77 159L79 161H77ZM91 159L89 160V158H88L89 161H91ZM206 159L209 162H206L205 161ZM83 161H84V158L82 157L81 158V163ZM200 161H201V163H200ZM203 161H204V163H203ZM36 164L40 166V170L41 171L44 168L45 169L49 168L48 166H47V168L46 167L43 168L41 166V163H36ZM201 164H203V166ZM96 166H99V169H102V167H104L103 172H102V170H100V171H98V173H96V171L99 170L98 167H97V169H95ZM192 166H193V168H192ZM198 166L200 168L203 167V169H201L200 171L197 170ZM64 167L60 166V168H64ZM50 168H49V171L48 170L47 171L43 170L41 172L42 175L44 173L45 174L44 176L48 177V179H47V177H45L46 181H48V182H52L54 180V179L52 180L51 178H55V180L58 177H60V176L62 178V175L66 174V172L65 173H63V172L67 170V168H64L65 169L64 171H63V169H61L60 170V174L61 173L62 174L59 175V176L57 175L58 177L56 176V174L54 172L52 175L56 176V177H52V175L50 173H48V172H51L50 170L53 169V167L51 169ZM92 169L94 170V172H93ZM195 170L199 171V172H195ZM61 171H63V172H61ZM69 171H71V169ZM69 171L67 170V172H68L67 178H68V175L71 173ZM100 172H101L102 175H105V176H103V177H105L104 179H103V177H101L103 179V181H101V178L99 177L101 175ZM109 173L110 174L112 173L113 176H112V174L110 175ZM199 173H201V174H199ZM92 174L93 175L96 174L97 176L96 175L92 176ZM64 176L65 175H63V177ZM141 178L145 179L146 182L144 180H142ZM49 179H51V180H49ZM140 179L143 181V183H142V181ZM55 180H54V183L56 181H58V179L56 181ZM66 180H70V179L69 178L68 179L62 178V179H60V182H64ZM147 180L149 181V185L151 183L150 186L149 185L147 186V182H148ZM100 181L101 182L105 181L106 183L107 182L108 183L106 184L104 182L105 184L104 183L102 184ZM135 181H136V183H135ZM58 182L56 184H58ZM94 182L92 181V183H94ZM96 182L94 184L95 186H97ZM239 182L240 183L242 182V183L240 184ZM54 183H53V186H55ZM79 183H77V184H79ZM144 183H146V185ZM101 186H103V187H101ZM80 188H82L81 189L82 192H83L82 194L84 195L85 198L81 194V190H78ZM90 189L92 191V194H91ZM181 189H185V190H181ZM84 192H86V193H84ZM117 193H118V195H121V196H118ZM82 197H83V200H82ZM91 197H93V199ZM163 197H165V198H163ZM99 198H100V200H99ZM103 198L109 199V200H103V202H104V204L106 206L101 201ZM59 200H61V202L58 201L59 203H61V204L65 203L62 199H59ZM105 201H106V203H105ZM127 201H129V202H127ZM204 201H205V203H204ZM62 202H64V203H62ZM202 204H203V206H202ZM154 206H155V208H154ZM131 207H132V209H130ZM184 207H185V209H184ZM151 208H152L153 211L157 210L158 212H160L161 215L157 211H156V213H157L156 215L157 216L155 215V213H154L155 216L151 215V214H153V211L151 210ZM74 209H76V211ZM146 209H148L150 211L148 212ZM195 209H197L198 211L195 210ZM199 209L200 210L203 209V212H202L203 214H201V211L199 213ZM161 210H163V211H161ZM133 212H135L136 214L133 213ZM150 212H151V214L147 215V213H150ZM163 213H166L165 214V215H167V216H165L166 218L163 217ZM185 213H187V214H185ZM188 213L189 214L192 213L193 216L196 215L195 216L196 218L193 217V216H192L193 217L192 218L191 217L192 214L188 215ZM198 214H199V217L197 218ZM105 215H107V216H105ZM158 215L160 216V219H157L159 217ZM186 215H187V217H189V218H191L193 220L195 219L193 221L194 223L192 222L191 219L187 218ZM200 215L201 216L203 215V216L201 217ZM251 215H252V217H250ZM64 216H66L65 218H67V217L68 218L65 219V218H63ZM72 216L74 218H76L77 220H75ZM87 216L90 217L91 219H89ZM152 216H154V220L155 221L152 219L153 218ZM170 216H172V217H170ZM85 217L88 218V219H86ZM119 217H120V219H119ZM145 217H146V220L145 219L143 220V218H145ZM260 217H261V219H260ZM61 218H63V219L60 220ZM116 218H118V219H116ZM170 218L171 219L173 218L174 221L177 220L178 221V222H176L177 226L180 225V228L176 226V223L174 221L173 222H172V220L170 221ZM200 218H201V221L203 220L202 223H201V221L199 223ZM114 219H115V223L119 222V221L120 222L116 223L114 225ZM196 219H199V220H196ZM148 220H149V223L151 221L153 227L156 225L155 229H156L157 226L159 227L160 225H163V222H164V226L165 227H163V226H160V227H163L164 229L166 228V226H168L169 222H172V223H169L170 225L175 223V226L173 224L174 229L171 230V228L173 226L170 228V233H172L175 236H173L172 234H169V232H166L169 228L164 230L163 228L159 227L160 230L161 229L163 230V233L165 231L164 235L166 233H168V235H166V236L162 235V237L163 236L166 237V240H167L168 239L167 237L170 238L171 236H169V235H172L170 240H173L174 242H175V240H177V242H175V243H177V246H179L180 244H182L180 246H184V247H181L182 249L180 248L181 250H183V248L185 249V244L184 243H186V245H187L186 248L187 249H185V250H187L189 253L191 252L190 255H187L188 256V257L186 256L187 258L186 257H182V256H184V254H183L184 251H183V253L181 251V253L183 255H180L181 258L177 257V252H178L177 250L179 249V247L177 248V246L173 243V241H172V243L170 241V243H171V245L174 244L175 245L174 247L169 245L170 244L169 242L167 244V242L164 240V237H163V240L161 242L162 237L160 236V239L158 238L159 237V233L161 231H159V229H157L158 230V233H157L158 236L155 234L156 230H154V228H153L154 232L153 231H149L152 228L147 227ZM160 220L162 221V224L157 225L158 223H161ZM189 220L192 223H190ZM32 221L37 223L36 225H35V223H33L32 224L33 227L31 226L32 222L30 223L31 228L29 226V228H30L29 230H31L32 228L34 230L37 229L36 231H34V230L29 231V233L31 232L33 234L34 232L37 233L38 227H41V225L39 224L38 221L36 222V220L35 221L32 220ZM110 221H111V223H110ZM141 221H143V222H141ZM153 221H154L155 225L153 224ZM166 221L168 222L167 224H166ZM260 221L262 223H260ZM56 222L58 223V225H57ZM139 222H140V224H139ZM196 222H197V224H196ZM86 223H88V225L90 224V226L93 225L92 228L90 227L91 228L90 229L89 226H87ZM109 223L111 224L110 226H109ZM121 223H123L122 225L126 224V225H124L125 227L123 226L124 227L123 230H121V229L119 230V228H122ZM151 223L149 224V226L151 225ZM182 223H184V224H182ZM38 224H39V226H38ZM66 224L69 227H67ZM82 224L84 225L83 228L85 227L84 232L82 230L83 228L81 227ZM95 224H96V226H95ZM135 224L137 225V227H136ZM181 224H182V226H181ZM254 224H255V226H254ZM101 225H102V227H100ZM104 225L107 226V228L109 227L114 232L111 233V230L109 228L108 229L106 228L105 234H103L104 233L103 231L105 229V228L103 229ZM59 226H61V228ZM185 226L187 227V229H186ZM98 227H100L101 229L98 228ZM130 227L131 228L133 227V228L129 229ZM138 227L139 228L141 227V229H139ZM175 227L177 228V230H175L176 229ZM183 227H185V228H183ZM134 228H136L135 230H137V231L134 230L136 232V234L132 232ZM142 228H146V230L142 229ZM189 228H190V230L192 228L194 234L192 232H190V231L189 232L187 231V230H189ZM92 229H95V230L92 231ZM179 229H180V231L185 229V231L188 232L187 234L184 233L185 236H186L185 238H181V237H184V234H183L181 237H179V238L177 237L175 239V237L180 234V232L178 233ZM194 229H196V230L194 231ZM200 229H201L202 232L200 231ZM65 230L68 233L65 232ZM98 230H99V232H98ZM107 230L110 231L109 236H107L108 235L107 234L108 233ZM115 230H117V232H115ZM118 230L119 231H123L122 232L123 235H124L125 232L127 233L130 230H132V231H130L131 234L129 232V234H125L126 236H124L122 239H120L121 236H123V235ZM143 230H144V232L148 230V233H150V236L144 235L145 233L143 232ZM174 230L178 234L173 233ZM198 230H199V232H198ZM141 231L143 232L144 236L141 235L142 234ZM85 232H86L85 236L81 235L82 233H85ZM90 232H91V234H90ZM95 232H97L98 235ZM36 233L33 234V237H37L38 238V236H34V235H36ZM60 233H62L61 236H60ZM117 233H121L120 234L121 236L119 237L118 236L119 234L117 235ZM215 233H217V234H215ZM32 234H29L30 237L32 236ZM47 234L48 233H42L39 236V237L45 236V237H43L44 239L43 238L42 239L39 238L38 240L37 239L35 240V238H33L32 240L37 241V242L39 240L41 242L43 240H45V241H43V244H45V243L47 244L46 245L47 248L45 247V249L47 250L49 244H51V243H47V240H48V242H54V243H56L55 241H58L57 239H54V237L56 238V236L53 237V235L51 236L50 234H48V235ZM58 234H59V237H58ZM94 234H96L97 237ZM153 234H155L156 236H153ZM161 234H162V232H161ZM113 235H116V237L118 236L119 239H120V242L117 240L118 238L113 237ZM133 235L137 236L138 239L139 238L142 239V240H140V243H139V241H137V238H136V240H134L135 243H136V241L139 243V247H140V245L143 244L142 247H140L138 250H137L138 246L135 243L132 242L133 238H134ZM187 235H189V236H187ZM238 235L241 236V240L242 241L239 242V240H238V243H236L237 242L236 240L239 237ZM74 236H75V240H74ZM111 236L113 238H111ZM197 236H198V239H197ZM247 236H248V239H252V240L249 241L247 239ZM46 237H47V240H46ZM148 237H150V239L153 237L154 241H155L154 237L155 238L157 237L160 240L159 246H161V247L164 246V243H165V247H166V244H167V246L169 245L168 247H166L167 248V252L166 251L164 253L160 252V251H163V249L165 250V247H162L163 249H161V247L157 246V244H156V246H151V245H155L154 243L156 241L153 243L152 241H150L148 239ZM180 238H181V240L184 239L185 242L181 243L182 241L179 240L180 241V243H179L178 239H180ZM186 238L187 239L190 238V241L192 242V243L191 242L190 243L192 245L190 243H189V245L187 244L189 241H186L185 240ZM52 239L54 241H51ZM68 239H70V240H68ZM91 239H93V240H91ZM146 239L149 240V242ZM158 239H156L157 242H158ZM243 240H244V242L246 241L245 244H244ZM254 240H255V243H254ZM247 241L250 242V244L249 243L247 244ZM63 242H65V241L62 240L59 244L61 245V243H63ZM54 243H52L50 246H52ZM144 243H147L146 244L147 246H145L146 248H144ZM161 243H162V245H161ZM130 244L132 245V248H131L132 250H133V244H135V246H134L135 249H136V250L134 249L135 251L130 250V248H129L131 246ZM149 244H150V246H148ZM53 246L56 247L57 244H55ZM59 246H57V248ZM157 247L160 248V251H158L159 249ZM62 248H63V246H62ZM128 248H129V252L130 253H131V251L132 252H136L135 254L133 253L134 256H132V255L130 256L129 252L125 253V251H127ZM173 248L176 250V252L174 250H172V252L170 251ZM199 248H201V249H199ZM218 248H220V249H218ZM50 249L52 251L53 248H50ZM50 249H48V250L50 251ZM86 249L89 250V251L87 250L88 254H89V255L87 254L88 256L85 253V252H87ZM148 249L149 248H147V250H146L147 251V256H146V252L143 254L144 250L140 249V252H142L141 254L144 257L140 254V256L138 258L134 257L132 259V261L134 260L136 262L137 259H140V257L142 256L143 258L141 257V261L140 262L137 261V262H139V263L142 262L141 264H144V263L147 264V261H149V259H148L149 256L148 255H150L149 253H151L150 249H149V251H148ZM155 249H157V250H155ZM168 249H169V252H168ZM199 250H201V252L203 250V252H204V253L202 252L203 255H202V253ZM211 250H213V251H211ZM248 250H249V252H248ZM47 251H46V253H47ZM77 251H78V253H77ZM83 251L85 253V256H84ZM156 251H158V252H156ZM187 251L185 252L186 254L188 253ZM198 251L200 253L197 254L198 256H196L195 253L196 252L198 253ZM173 252H175V253L173 255H170ZM46 253L45 254L43 253V254L47 255ZM50 253H48V254H50ZM69 253L70 254L72 253V254L69 255ZM139 253H137V255ZM155 253L151 254L150 260H152L153 257L156 256ZM221 253H223V254H221ZM178 254H180V252ZM152 255H154V256H152ZM174 255L176 257H174V259H172L173 258L172 256H174ZM201 255H202V257H201ZM219 255L221 256V258H220ZM91 256H93V257H91ZM94 256H95V258H94ZM128 256L131 257V258H128ZM189 256H192L191 259L189 258ZM195 256H196V259H195ZM215 256H217V257H215ZM198 257H199V259H198ZM208 257H210V258H208ZM144 258H145V260H143ZM182 258H184L183 262L181 261ZM192 258H194L195 261ZM200 258H202V259H200ZM216 258H218V259H216ZM155 259H157V258L155 257ZM205 259H206V261H205ZM142 260L145 261V262H143ZM174 260L175 261L177 260V261L175 262ZM196 260H197V262H196ZM125 261L127 262L128 260H125ZM132 261H131V263L128 262V264H132V263L135 264V262L134 261L132 262ZM178 261H181V263L180 262L178 263ZM191 261H192V263H191ZM222 261H223V263H222ZM150 262L153 263L152 261H149L148 264H150Z\"/></svg>","mask_w":264,"mask_h":264}]
</instances>
